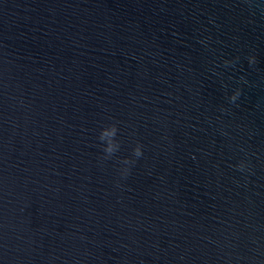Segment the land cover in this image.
Wrapping results in <instances>:
<instances>
[{
    "label": "water",
    "instance_id": "95a60500",
    "mask_svg": "<svg viewBox=\"0 0 264 264\" xmlns=\"http://www.w3.org/2000/svg\"><path fill=\"white\" fill-rule=\"evenodd\" d=\"M0 264H264V0H0Z\"/></svg>",
    "mask_w": 264,
    "mask_h": 264
},
{
    "label": "clouds",
    "instance_id": "9594fccd",
    "mask_svg": "<svg viewBox=\"0 0 264 264\" xmlns=\"http://www.w3.org/2000/svg\"><path fill=\"white\" fill-rule=\"evenodd\" d=\"M249 65H254L256 63V59L254 56H248L247 57ZM224 63L227 65L230 62L224 61ZM243 79V78H241ZM246 82V81H245ZM241 94V90L239 88H236L233 90L232 94L228 96V101L230 103H234L237 101ZM117 122L109 123L101 128L99 131L97 139L101 142L100 145H98L101 148V151L103 155L100 157L102 161H107L109 159H112L114 154L117 153L120 150V141L117 139ZM143 145L139 142H136L135 146L132 149L131 157L132 158H123L119 160L120 165L122 166L119 169V175L122 179H126L131 174V168L135 165L136 160L141 158L143 156ZM235 169L240 172H245L247 170H250L249 165L246 164L244 160H241L236 165H234ZM117 187L120 186L119 182H117Z\"/></svg>",
    "mask_w": 264,
    "mask_h": 264
}]
</instances>
